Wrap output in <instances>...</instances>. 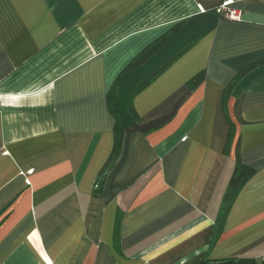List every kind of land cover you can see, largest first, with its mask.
<instances>
[{"label":"crops","instance_id":"obj_1","mask_svg":"<svg viewBox=\"0 0 264 264\" xmlns=\"http://www.w3.org/2000/svg\"><path fill=\"white\" fill-rule=\"evenodd\" d=\"M228 1L239 21L216 12ZM167 35L117 92L124 129L95 190L114 147L107 94ZM237 164L255 173L210 245ZM205 255L264 258V0H0V264Z\"/></svg>","mask_w":264,"mask_h":264},{"label":"trees","instance_id":"obj_2","mask_svg":"<svg viewBox=\"0 0 264 264\" xmlns=\"http://www.w3.org/2000/svg\"><path fill=\"white\" fill-rule=\"evenodd\" d=\"M170 35H167L166 37L161 38L160 40L154 42L152 45L148 46L141 54H139L126 68L123 70L118 78L116 79L115 83L109 90L107 94V105L109 108V111L111 115H113L115 119V127H114V147L113 151L111 153V156L109 158L108 163L106 164L104 170L101 172V175L97 179V183L95 186V190H97L100 187L102 177L105 173V171L108 169L109 165L117 158L118 151H119V145L120 140L122 136V132L124 129L123 126V119L122 116L119 114L117 108H116V96L117 92L120 89V86L127 81L128 78L131 77L133 72L141 65L143 64L149 57H151L164 43L167 39H169ZM192 43H188L185 45L182 49H180L173 57H171L168 61H166L164 64H162L160 67H158L153 73H151L149 76L139 78L133 84L130 88V91L128 93V102L130 99L139 91H141L144 87H146L157 75H159L164 69L168 67V65L174 61L178 56H180L182 53H184L187 48ZM254 66H250L243 71L239 72L234 79L230 82V84L227 86L226 90H230L236 83L239 81L242 77H244L251 69H253ZM203 78V74H198L195 76L191 81V86L197 85ZM255 173V170L243 166L241 164H237L234 168L232 177L229 181L227 191L224 195L223 201L220 205L219 212L217 214V217L214 222L213 230L211 233V240L210 245L214 244L215 241L220 236V233L223 228L224 220L226 218V215L228 213V210L230 208V205L232 203V200L234 198L235 193L237 190L245 183L247 179H249L253 174ZM116 230L117 225L115 226V239H116ZM201 264H264V258L260 261V263H257L254 259L249 258H226L221 260H209L206 255L203 256L201 259Z\"/></svg>","mask_w":264,"mask_h":264},{"label":"built area","instance_id":"obj_3","mask_svg":"<svg viewBox=\"0 0 264 264\" xmlns=\"http://www.w3.org/2000/svg\"><path fill=\"white\" fill-rule=\"evenodd\" d=\"M216 12L223 18L229 21H239L240 12L230 7V1L223 3Z\"/></svg>","mask_w":264,"mask_h":264}]
</instances>
